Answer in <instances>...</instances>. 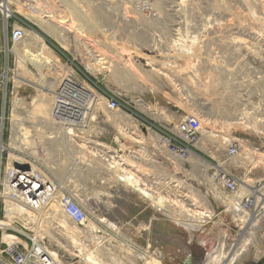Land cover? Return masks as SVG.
<instances>
[{
    "label": "rangeland",
    "instance_id": "374dc122",
    "mask_svg": "<svg viewBox=\"0 0 264 264\" xmlns=\"http://www.w3.org/2000/svg\"><path fill=\"white\" fill-rule=\"evenodd\" d=\"M47 1L61 10L58 20L52 21L56 27L51 30L39 28L18 13L29 27L26 39L12 48L15 54L23 49V43L28 45L30 38L38 34L57 61L61 59L63 65L73 68L76 73L81 70L87 75L92 74L103 90L168 108L175 112V119L185 114H201L212 120L207 119V127L218 130L220 137L248 139L261 148L264 157V130L258 125H264V0ZM41 2L45 11L47 5ZM54 30H63L67 47L56 37ZM6 49L5 31L0 20V91L3 94L7 89L9 101L6 144L9 134L15 131L10 145L26 153L28 135L32 130L38 131V127L40 132L45 131L50 118V108L48 117L39 119L37 114L40 100H48L51 95L50 107L53 101L52 93L43 88L45 80L38 79L52 74V69L50 72L43 64L42 68H37L28 63V74L18 65L17 54L15 59L9 56L8 66ZM149 62L168 64L179 72V76L176 80L173 77L164 80L150 71ZM126 63H130L135 73L128 66L124 67ZM55 66L62 68L59 61L51 68ZM190 91L195 92L198 101ZM148 119L159 122L162 117L149 115ZM108 131L106 139L110 141L116 132L112 128ZM205 141L216 148L220 143ZM57 175L65 177L67 170L61 167ZM259 177L264 178V169ZM198 181L194 174L191 184L197 186ZM74 185L84 207L97 218L105 217L119 223L133 220L134 228L138 229L141 221H147L153 215L150 210L141 214L145 205L138 198L120 188H102L91 176H78ZM57 219L63 221L65 228L59 227L57 221L45 223L41 235L54 251L59 252V259L66 257L69 264H86L85 256L77 258L80 247L72 244L75 247L72 249L68 240L75 232L79 239L78 230L60 212ZM231 227L230 220L222 215L206 228L193 229L160 219L147 238L151 240L152 251L161 254L163 264H205L227 229L230 244L245 242L242 246L247 253L241 264H257L256 258L262 249L258 243L259 234L250 231L244 238L237 236ZM136 229L124 230L122 236L133 238L141 246V238L134 237L135 234L139 236ZM109 238L105 236L92 242L87 237L84 253H91L105 264H143L139 258L141 254L130 258L122 250L129 251L128 248H113L110 242H105Z\"/></svg>",
    "mask_w": 264,
    "mask_h": 264
},
{
    "label": "built area",
    "instance_id": "2783aa9c",
    "mask_svg": "<svg viewBox=\"0 0 264 264\" xmlns=\"http://www.w3.org/2000/svg\"><path fill=\"white\" fill-rule=\"evenodd\" d=\"M18 3L35 12V0H0L8 66L9 56L16 58L12 48L26 38L29 27L15 11ZM72 71L52 92L48 125L45 131L39 127L31 131L26 153L10 145L15 131L6 144L8 91H0V223L10 222L0 224V264H63L59 252L35 231L39 214L51 206L74 225L83 243L87 237L96 242L108 236L105 242L115 249L128 248L122 250L130 258L141 254L143 264L161 256L152 251L147 238L155 222L163 219L187 228H206L220 215L230 220L237 236L245 238L255 230L263 257L264 178L259 175L264 160L259 146L230 137L220 142L218 150L205 140L218 142L221 133L208 128L203 115L185 114L176 120L168 108L107 92L93 76ZM149 115L162 120L151 122ZM109 128L116 134L107 141ZM61 167L67 170L65 177L57 175ZM194 174L197 186L191 184ZM78 176H91L105 189H122L145 205L141 214L150 210L152 217L136 229L133 220L119 223L93 216L75 193ZM181 195L196 196L199 202L185 208ZM207 206L212 217L205 219ZM194 212L197 215L191 218ZM199 217L203 222H195ZM128 229L139 230L134 237L141 238V246L122 236Z\"/></svg>",
    "mask_w": 264,
    "mask_h": 264
},
{
    "label": "bare ground",
    "instance_id": "6f19581e",
    "mask_svg": "<svg viewBox=\"0 0 264 264\" xmlns=\"http://www.w3.org/2000/svg\"><path fill=\"white\" fill-rule=\"evenodd\" d=\"M41 1L44 2V5H47L45 11L43 10ZM46 1L47 0H35V5H34L35 6V12L26 11L24 9V7L18 3L19 4L18 10L16 12L23 14L25 17H27L31 21L35 22L39 28H44L47 30L54 29L56 26L53 25L52 21L58 20V18L60 17L59 12H61V10L55 8L54 4H50L49 1H47V3H46ZM45 18H49V19H45ZM62 32H63V30H61V31L54 30L53 31V33L56 35V37L59 38V40L65 45L66 43H64V36H63ZM65 47H67V46L65 45ZM12 51H15V49ZM20 52H22V55L20 54ZM16 54L18 57V60H17L18 65L20 67H22L25 70V72L28 74H30L27 70V68H28L27 64L28 63L36 66L37 68H40V67L42 68V64H43V65H45V67H47L49 69L50 72L52 69V74H50L49 76H44L43 78L38 79V81L45 80V86L43 88L48 93H52L57 88L58 83L60 81V78L68 79V78H70V76L73 75V71L71 69L67 68L65 65H62L60 63H59V65L62 66V68H59V66L58 67L55 66V68H51V66L53 65L54 62L55 63L58 62L57 57L50 51V49L45 44L44 39L41 36H39L38 34H34L30 38V43L28 45H25V43H23V49L21 51H16ZM93 57H95V55H93ZM127 59L129 60V56ZM145 60L146 59H144V61ZM104 64L105 63H102L103 66L106 65V64L105 65ZM147 65L150 68V71L157 73V75L164 80H167V79L171 80V77L175 78V80H176V77L179 76V72H177L173 67L169 66L168 64H165V63L157 64L154 62H149V63H147ZM124 67H127L130 71L135 73V69L130 65V63H126ZM63 68H66V71H64ZM32 80L34 81L33 78H32ZM178 80L180 81V79H178ZM153 89H155V88H153ZM190 92H192V91H190ZM192 93L194 94L195 92H192ZM48 96H50V98L48 100L43 99V100L39 101V104H38L39 107L37 109L39 111V113H37V114L40 115L39 119L40 118L42 119L44 117H48L49 108H50L49 117L51 116L54 98L52 101V105L50 107L49 101L51 102V95H48ZM194 96H195V100L198 101V99L196 98V94H194ZM191 97H193V96H191ZM187 98H188V96H187ZM179 100H177V101H179ZM184 101L185 100H183V102ZM197 105L201 106V104H199V103ZM209 121H212V120H209ZM239 124H242V123H239ZM263 124H264V122H263ZM47 125H48V123H46V126ZM258 125L261 127V129L264 130V125H262V126L260 124H258ZM225 140H226V137L225 138L223 137V138H220L219 142H221V144H222L223 141H225ZM140 172H141V169H140ZM178 186H179V183H178ZM181 197L182 198L180 199V202L185 205V208L192 207L193 205H195L199 202V199L196 196H190V197H188L189 199H185V196H183V195H181ZM205 207H206V205H205ZM196 215H197V213L194 212V213H191L190 216H191V218H193ZM32 216H34V215H30L29 218L32 219ZM203 216L205 219L206 218L208 219V217H212V210H211L210 206H207V209H206L205 213L203 214ZM57 217H59V211L56 208L51 206V207H48L47 210H43L39 214V221L37 224L38 228L35 231L41 235L40 232H41L42 226L45 223L50 224V223L55 222V221H57V224H59V227L65 228L63 221L57 219ZM199 219L200 220H196L195 222H203L201 220V217H199ZM189 221L193 222L191 219ZM0 224L10 225V222L9 221H3ZM89 226L91 227L92 224H89ZM13 227H15V226H13ZM72 232H74V231H72ZM68 240H70V246L72 249L75 247L76 248L80 247V253H78L77 258H79L81 256L82 257L85 256L84 259L86 261V264H105L104 260H101V259H98V258L92 256L91 253H88V254L84 253L85 252L84 247L86 248V246L82 242V240L78 239L77 232L71 233L69 235ZM243 243H245L244 240H242L236 244H230L229 243V234L226 233L224 236H222V238L219 242L218 248L216 249L215 253L211 254L208 257V259H206L207 261H205L206 262L205 264H241L242 259L244 258L245 254L247 253V249H244L242 246ZM72 244L75 245V247H73ZM75 252L77 253V251H75ZM258 255H259L257 257L258 259L257 258L256 259L259 262H257V264H264V261H262L264 259V255H263V257L260 256V253ZM156 259H157V261H156ZM162 259H163L162 256H160L159 258L153 257L150 260H148L146 264H163ZM60 260L63 264H69V262L66 260V257H63Z\"/></svg>",
    "mask_w": 264,
    "mask_h": 264
},
{
    "label": "trees",
    "instance_id": "16d2710c",
    "mask_svg": "<svg viewBox=\"0 0 264 264\" xmlns=\"http://www.w3.org/2000/svg\"><path fill=\"white\" fill-rule=\"evenodd\" d=\"M33 30H36V29H33ZM36 31H37V30H36ZM46 39H47V38H46ZM47 42H48L49 44H51L50 41L47 40ZM51 45H52V44H51ZM52 46H53V45H52ZM58 51H59V50H58ZM59 53L61 54L62 52L59 51Z\"/></svg>",
    "mask_w": 264,
    "mask_h": 264
},
{
    "label": "flooded vegetation",
    "instance_id": "af4514ba",
    "mask_svg": "<svg viewBox=\"0 0 264 264\" xmlns=\"http://www.w3.org/2000/svg\"><path fill=\"white\" fill-rule=\"evenodd\" d=\"M257 262H259V261H257Z\"/></svg>",
    "mask_w": 264,
    "mask_h": 264
}]
</instances>
